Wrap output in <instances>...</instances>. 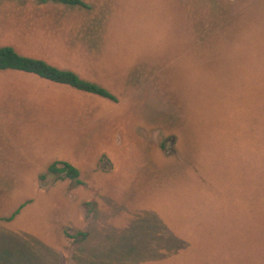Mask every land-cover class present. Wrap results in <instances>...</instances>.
Returning <instances> with one entry per match:
<instances>
[{
  "label": "rangeland",
  "instance_id": "374dc122",
  "mask_svg": "<svg viewBox=\"0 0 264 264\" xmlns=\"http://www.w3.org/2000/svg\"><path fill=\"white\" fill-rule=\"evenodd\" d=\"M82 1L0 0V47L116 99L0 71V264H264V0Z\"/></svg>",
  "mask_w": 264,
  "mask_h": 264
},
{
  "label": "trees",
  "instance_id": "16d2710c",
  "mask_svg": "<svg viewBox=\"0 0 264 264\" xmlns=\"http://www.w3.org/2000/svg\"><path fill=\"white\" fill-rule=\"evenodd\" d=\"M35 2L38 4L53 3L68 8L89 9V6L82 0H35ZM0 71H14L32 75L40 80L63 85L81 93L93 95L111 102L116 101L115 97L101 86L79 78L72 71L58 69L40 59L19 55L10 46L0 47ZM48 175L54 177L56 180H68L74 185L80 184L77 169L66 162H52L46 168L45 174L37 178L40 188L44 187V180ZM20 208L21 205L7 220H10L17 214Z\"/></svg>",
  "mask_w": 264,
  "mask_h": 264
}]
</instances>
